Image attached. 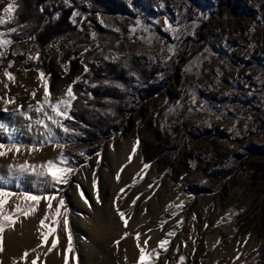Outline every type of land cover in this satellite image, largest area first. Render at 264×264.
<instances>
[{
  "label": "rangeland",
  "instance_id": "1",
  "mask_svg": "<svg viewBox=\"0 0 264 264\" xmlns=\"http://www.w3.org/2000/svg\"><path fill=\"white\" fill-rule=\"evenodd\" d=\"M117 1L126 6L131 16L136 15L138 18L132 20L125 17L115 20L109 15L89 16L91 23L109 31H113V28L120 29V32L113 31L116 37L107 36L106 43L111 47L105 56H109L107 60L110 62L117 63L123 60L127 64L135 57L141 60L143 65L145 64L144 68L149 70L157 66L161 71L158 82V85L162 87L160 92L150 98L136 97L125 116L122 127L113 129L99 140L96 146L86 152L76 155L68 154L67 149L71 145L78 144L83 133L71 128L62 117L57 119L68 127L70 132L65 133L61 127L53 124L45 116V124L52 123L55 127L53 130L40 139L25 135L15 136L10 143L23 145L21 150H28L32 158L37 157L42 151L48 153L49 149L53 148L56 155L51 160L59 162L63 153L64 166L74 170L69 174H77L81 161L91 158L94 151L101 150L112 137L119 136L122 132L128 133L133 141L137 138L141 140L136 147V152L142 153L140 149L142 137L139 132L152 117L160 130L164 132L171 133L179 125L184 127L186 135L177 147V151L179 156L185 152L194 153L197 157L193 163L194 167L200 165V160L207 165L222 162L216 158L214 148V143L218 139L219 144L228 150L230 156L228 165L231 168V172L225 174L218 187L208 185L205 177H199L198 182L184 179L179 184L173 178L172 170L161 173L157 170L156 163H148L150 167L147 170L156 173L160 178L156 180L152 178L157 187L151 194L147 191H144V194L150 196V199L159 201L165 188L167 197L163 209L154 211V216L149 218L148 226H154L156 216L170 212L175 205V200L184 190L201 185L211 192H216L221 190L226 181H230V190L233 194L228 197L226 205H222L216 218L214 215L218 209L217 199L192 209L185 225V236L175 245L174 249L178 246L179 251L175 250L176 254L173 258L175 264H179L180 256L186 257L185 264H234L232 256L225 260L217 258L211 262H203V258L208 254L206 240L208 232L218 222L228 219L225 226L234 231L235 235L227 237L224 228L220 227L222 246L227 251L235 247L243 250L244 241L251 234V238L247 240L249 247L242 251L246 255L242 256L243 259L239 263L235 260V264H257L264 249V179H259V175L264 173L262 170L264 167V0ZM7 3L8 0H5L0 4V11L7 6ZM56 5L60 10L78 6L87 13L90 11L89 5L81 0H68L67 3L65 0H56ZM142 12L150 13L151 16L147 21L139 17ZM137 21H140L139 25ZM105 24L109 27H105ZM4 25H0V32L5 34L3 38L14 41L11 34L2 30L1 27ZM169 25L178 30L175 34L177 38H174ZM133 26L136 27V32L127 34ZM83 29L84 37L94 43L93 48L97 47L98 39L95 41L92 39L93 31L90 27L85 24ZM141 36L145 39H140ZM149 37L152 39L149 40ZM69 40L61 39L52 43L44 56L48 58L51 71L50 75L45 76L52 99L64 97L69 85H73L76 79L85 73L81 54L85 53L88 45L73 46L68 42ZM13 45L14 43L5 46L7 48L5 57L8 56V51ZM170 45L174 46V55L167 50ZM117 53H119L118 57ZM170 55L171 59H168ZM113 57L115 60L112 59ZM39 59L40 57L38 62ZM132 72L135 73V69ZM39 73L40 71L37 70L19 69L14 75L15 80L32 78L43 83ZM137 73L134 74V80H137L139 84L141 78ZM2 80L8 81L0 71V81ZM59 89L60 92H58ZM0 97H4L2 100L4 103L10 97H15V103H8L10 106L19 104V106L27 107L29 104V101H26L27 94L7 91L0 92ZM48 114L55 115L52 111ZM5 121L10 124L8 118ZM133 130L135 138H132ZM206 130L212 131V135L217 139L214 140L213 136L205 134ZM56 143L67 146L57 148ZM33 145L38 149L35 152L31 151ZM47 160L50 158L38 164ZM252 161L258 162V170L250 173L249 165ZM142 164H145L143 160ZM134 179L139 182L144 179V174L141 173L138 176L134 173L126 178L129 182L126 188L129 191ZM71 183L69 180L68 184L53 185L52 181H48L39 183L34 187L35 189H28L31 191L30 194L47 195L63 191L61 195H64L59 197L64 199V206L60 208L61 215L56 217L55 223L50 218L52 231L48 235V240L40 244L47 250L37 251L40 255L37 264L57 249L58 245L55 248L50 246V240L59 230L56 226L63 228L67 216L71 225H74L76 212L74 209L68 210L66 192H64ZM62 186H65V189L62 190ZM15 188L18 191L21 190L20 186ZM22 191L26 190L22 189ZM185 202L186 200H183V203ZM170 204L173 206L168 207ZM57 207H59L58 203L54 202L53 210ZM49 248L51 251H48ZM29 257L35 259L36 253H31ZM66 260L67 264L72 263L71 258ZM49 261L46 260L43 264H49Z\"/></svg>",
  "mask_w": 264,
  "mask_h": 264
},
{
  "label": "bare ground",
  "instance_id": "2",
  "mask_svg": "<svg viewBox=\"0 0 264 264\" xmlns=\"http://www.w3.org/2000/svg\"><path fill=\"white\" fill-rule=\"evenodd\" d=\"M3 11H0V15ZM3 81V80H2ZM4 83L8 87L5 88ZM0 83V92L13 91L15 93L27 94L26 101H29L27 107H22L20 110L19 104L8 105L2 100L0 101V143L9 144L10 140L15 136L25 135L30 138L40 139L55 127L52 123H48L45 127V112L52 111L47 105L41 111H37L38 102L43 100L44 88L41 86L40 80L32 78H22L15 82L5 81ZM35 91V98L31 93ZM60 92V89L58 90ZM52 102H56L59 98H50ZM7 109V110H5ZM8 118L10 124L5 120ZM39 121V123H38ZM49 122V121H48ZM136 141L131 140L128 133L122 132L121 135L112 137V139L101 149L94 151L91 158H87L80 162V170L77 174H69L71 185L65 189L68 210L74 209L76 212L74 225H71L69 217L65 220L67 224L59 228L57 234L53 235L50 240V246L57 240L59 243L57 249L52 255L46 256L45 260L40 261L43 264L46 260H50L49 264H64L67 258L72 259L71 264H125V256L127 264H136L139 257V250L136 246V234H140V244L143 246L147 240L145 264H149L151 259L150 253L153 250H159L162 254L155 258V264H175L174 255L175 245L185 236V225L187 219L196 206L218 200V209L214 218L221 211L222 205H226L228 197L233 194L230 190V181H226L224 186L219 191H209L204 186H195L184 190L180 197L175 200V205L167 214L161 213L154 219V226H148V220L154 216V211L162 210L166 197L165 188L159 201L150 199L144 194L147 191L149 194L157 187V184L152 180L159 179L156 173H151L144 169L142 164V153L139 152L132 156L129 163V156L132 152ZM140 144V143H139ZM142 149V148H140ZM56 152L50 148L48 153L42 151L37 157L32 158L28 150H21L18 154L8 152L6 156L0 157V188L8 191L21 192L25 189H35L39 183H47L51 181L50 177L41 176L40 169L36 171L20 174L10 171V165L19 166L22 163L38 165V163L46 158L53 159ZM127 165L126 167H123ZM123 171L121 172V168ZM143 169V172L141 171ZM119 173L120 179L117 181L116 176ZM134 173H143L144 179L130 184L131 190L126 187L129 182L126 178ZM95 177V186L93 184ZM79 185V188H77ZM15 186H20L21 190H16ZM121 189L124 191L122 192ZM84 191V193L82 192ZM51 192V191H50ZM54 193V192H52ZM63 193V191H62ZM61 191L54 193L56 199L53 203H58L59 197L64 195ZM83 193V195H81ZM97 196L100 203H97ZM119 196V199L117 197ZM139 196L135 205H132V200ZM183 200H186L183 203ZM87 201V202H86ZM20 201L16 197H12L6 204V210H11L13 204ZM181 205L182 207H176ZM119 207L125 212V227L122 220L116 211ZM48 212L46 201H41L37 210L28 217H22L14 229H6L4 234V252L0 254V260L3 264H12L13 258H19L25 250L37 249L44 252L47 249L42 248L41 231L47 235L51 233V220L45 221V226L41 228L40 220ZM175 213V215H174ZM183 220L182 224L178 222ZM225 219L222 222L215 224L207 234V250L208 254L203 258V262H211L217 258L225 260L228 257H236L237 250L242 252L249 247V241L242 249L234 248L227 251L223 246L221 239L220 227L224 228L227 237L235 235L234 231L230 230ZM161 221H165L163 228L160 227ZM175 224V225H174ZM175 226V227H174ZM151 230V231H149ZM174 230L176 235L169 237L170 244L167 252L158 249V243L165 238L168 231ZM129 233L127 238H123L125 233ZM71 234L72 251L66 252L68 247V235ZM150 237V239H149ZM120 240L117 248L114 243ZM219 241V243H218ZM243 256V255H242ZM240 257L237 262H241L243 257ZM33 259L28 257V264H31Z\"/></svg>",
  "mask_w": 264,
  "mask_h": 264
},
{
  "label": "trees",
  "instance_id": "3",
  "mask_svg": "<svg viewBox=\"0 0 264 264\" xmlns=\"http://www.w3.org/2000/svg\"><path fill=\"white\" fill-rule=\"evenodd\" d=\"M81 1L89 5L88 13L78 6L60 10L56 5V0H17L14 19L1 27L3 31L11 34L14 45L8 51V56L4 57L0 71L7 67L9 61H15L13 67L9 69L12 73L19 69H25L42 71L45 75H50L48 58L44 56L52 43L61 39H70L68 42L73 46L88 45L90 51L84 53L82 61L84 65L87 64L90 71L83 73L79 77V81L76 79L73 84V91L77 96L69 113L73 119H63L71 128L83 133L80 142L67 149L69 155L86 152L96 146L97 142L113 129L122 127L125 116L136 97L150 98L155 93H159L162 88L158 85L161 71L157 66L151 70L146 69L143 67L145 64L143 65L141 60L135 57L129 61L127 66L123 60L115 63L104 59L105 53H108L111 47L106 43L107 36L116 37L117 35L89 20V16L93 14L103 17L109 15L115 20L125 17L133 20L138 17L131 16V12L126 9V6L117 0ZM150 16V13L146 12L139 15L145 21ZM85 24L97 34L99 47L93 48L94 43L84 37L83 27ZM22 25H26V27H22ZM14 27L17 32H10L9 29ZM81 28L83 31L80 30ZM129 33L127 32V34ZM32 36L35 39H30ZM133 41L135 40L133 39ZM14 52L17 55H13ZM37 52L40 55L39 62L36 59H28L29 56L35 57ZM134 69L135 73L138 72V77L141 78L139 84L137 80H134L135 73L132 72ZM92 84H96L97 87H92ZM115 84L123 85V88L115 87ZM139 133L142 137L143 162L156 163V168L161 173L172 170L173 178L179 184L184 179L198 182L201 177H205L208 185L218 187L225 174L231 172L228 165L230 160L228 150L219 144L218 139L212 135L210 130H206L205 134L213 136L214 140L217 139L214 143L216 158L222 162L207 165L200 160L201 163L198 167H193V163L197 159L194 153L185 152L180 156L178 154L177 147L186 135L183 126H177L171 133L164 132L160 130L152 117ZM132 138H135L134 130ZM257 164V161L250 163L249 166L252 169H250V173L258 170ZM262 170L264 172V167ZM261 178L264 179V173L259 175L260 180H262ZM257 264H264V249Z\"/></svg>",
  "mask_w": 264,
  "mask_h": 264
},
{
  "label": "snow or ice",
  "instance_id": "4",
  "mask_svg": "<svg viewBox=\"0 0 264 264\" xmlns=\"http://www.w3.org/2000/svg\"><path fill=\"white\" fill-rule=\"evenodd\" d=\"M5 0H0V4L4 3ZM65 2L67 3L68 0H65ZM3 14L0 15V25H4L8 22H10L11 20L14 19V13L17 11V4H16V0H8L7 6L3 8ZM41 11H43V8H41ZM58 18V17H57ZM73 23H75V20H73ZM101 23L103 24V21H101ZM138 25L140 24V21L136 22ZM105 27H109V25H104ZM22 27H26V25H22ZM169 28L171 30V32L173 33L174 38H177L175 36L176 32L178 31L176 28H173L171 25H169ZM81 31H83V29H80ZM10 32H17V29L11 28L9 29ZM113 31L115 32H120L119 28H113ZM130 34L131 33H135L136 32V27L133 26L129 29ZM4 32H0V65L3 64V59L5 57V52L7 51V48L5 46H10L11 44L14 43V41L12 39H5L4 37ZM92 39L95 41L97 39V34L95 32L91 33ZM30 39H35L34 36L30 37ZM140 39L144 40L145 38L143 36L140 37ZM149 40H151L152 38L149 37ZM119 45L117 44V47ZM97 47H99V44H97ZM168 52L171 54H175V50H174V46H169L168 47ZM87 51H90V49L85 48V53ZM102 51V50H101ZM17 53H13V55H16ZM82 56L84 55V53L81 54ZM119 56V53H117V57ZM39 58V53H36V56H29L28 59H36L38 60ZM152 59H155V57H151ZM104 59H109V56H105ZM113 60H115V57L112 58ZM168 59H171V55L168 57ZM83 63V61H81ZM15 61H9L7 64L6 68L2 69V75L4 77H6L8 79V81L10 82H15V75L14 73H12L11 71H9V69H11L14 65ZM125 66H127V63L125 62ZM84 71L85 73L89 72L90 69L88 68L87 64L84 65ZM39 77L40 79L43 81L42 83V87L44 88V93H43V100L39 101V107L37 108V111H41L44 109L45 105H47L49 108L52 109V112L55 114L54 116L49 115L47 112H45V116L47 117L48 120H50L53 124H56L58 127H61L63 129V131L65 133L70 132L71 130L64 126L61 121L59 119H57V117H62L65 120L68 119H73V117L70 116V111L72 109V105H73V101H75L77 99L76 94L73 91V85H69V87L66 90L65 96L61 97L60 99H58L56 102H52V100L50 99V92L48 90V83H47V78L45 76V73L40 71L39 73ZM79 77L77 78V80L79 81ZM0 83H4V81H0ZM75 83V82H74ZM5 88L8 87L7 83H4ZM115 87L118 88H123V85L120 84H115ZM92 87H97L96 84H92ZM32 97L35 98L36 96V92L33 91L31 93ZM91 95V94H89ZM194 95V94H193ZM195 98V96H194ZM0 100H4V97H0ZM15 103V97H10L8 100L5 101V103ZM7 110V109H5ZM20 110H22V106H20ZM170 111H175L174 109H170ZM39 123V121H38ZM45 127H47V125H44ZM209 126H211L209 124ZM139 139L137 138L135 145L136 147L139 146ZM57 148H64L67 145L64 144H60V143H56L55 145ZM24 147L21 144L18 143H9V144H4V143H0V157L6 156L8 154V152H14V153H19L21 148ZM136 147H133L132 152L129 156V163L131 162L132 156H134L136 154ZM37 147L35 145H33L31 147V151L35 152L37 151ZM81 155H83V153H81ZM65 157L63 156V153H61L59 162L54 161V160H47L46 162H43L41 164L38 165H34V164H29L27 162L20 164L19 166L16 165H10L9 166V170L10 171H14V172H18L20 174H24V173H28V172H35L36 169H40V175L44 176V177H50L51 181L53 183V185H57V184H68L69 179H70V175L69 173H72L74 170L70 167H65ZM127 165L123 166L126 167ZM195 165L193 164V167ZM123 167L121 168V172L123 171ZM150 167V164L145 163L144 164V169H147ZM143 172V169L141 170ZM137 175H141V173H137ZM117 181H119L120 176L119 173L116 176ZM136 181L134 179L133 181V186L135 185ZM93 184L95 186V177H93ZM77 188H79V185H77ZM121 191L123 192L124 190L121 189ZM81 195H83V193H81ZM12 197H16V200L20 201L18 203L13 204V208L11 210H6V204L8 202V200ZM139 196H136L135 199L132 200V205H135L136 200H139ZM150 198V197H149ZM56 199V195L54 193H50L47 195L44 194H30L26 191H21V192H13V191H8L5 190L3 188H0V254H2L4 252V234L6 229H14L15 225L17 224V222L22 218V217H28L30 216V214L34 213L37 210L38 205L40 204L41 201H46V207L49 210L44 216L43 218L40 220V226L41 228H43L45 226V221H48L50 218L51 220L55 223L56 221V217H59L61 215L60 212V208L64 206V199L60 198L58 200V205L59 207L55 208L53 210V200ZM117 199H119V196L117 197ZM87 202V201H86ZM97 203H100L99 197L97 196ZM173 205H168V207H172ZM176 207H182L181 205H177ZM117 213L119 214L120 218L122 220H124V224L125 227L127 226V220H125V212L121 211L119 207L116 208ZM51 214V215H50ZM237 215L239 214L238 212L236 213ZM66 215V213H65ZM175 215V213H174ZM195 219V217H193ZM165 221H161L160 227L163 228V224ZM179 224L183 223V220L178 222ZM67 224V221L65 220V225ZM205 227H207V225H205ZM151 231V230H149ZM41 237H42V242H46L48 240V235L41 231L40 233ZM129 235V233H125L123 238H127V236ZM176 235V232L174 230L172 231H168L165 235V238L161 239L158 243V249H162L164 252H167L168 250V246L170 244V240L168 239L169 237H174ZM251 238V234H249V236L245 239L244 244H247V240ZM136 246L139 250V257L137 259L136 264H145V258H146V246L148 241L145 240L144 241V245L142 246L140 244V234L137 233L136 234ZM150 239V237H149ZM68 247L66 249V252H71L72 249V244H71V234L69 233L68 235ZM118 248L119 244H120V240H116L114 242ZM219 243V241H218ZM185 246H187L185 244ZM56 244L55 242L52 244V248H55ZM177 252L179 251V247L177 246L175 249ZM48 251H51V248L48 249ZM253 251H257L256 249H253ZM31 253H36V257L35 259H33L31 261V264H37V261L40 259V255L37 252V249H31L29 250H25L23 252V254L17 259V258H13V262L12 264H28V257L30 256ZM237 256L234 258V264H235V260H239L240 257L242 255H246L245 253L239 252V250H237ZM162 253L159 250H153L152 253H150L149 255L151 256V259L149 261V264H155V258L159 257V255H161ZM185 260L186 257L184 256H180L179 258V264H185ZM0 264H3V261L0 260ZM65 264H67V260L65 261ZM125 264H127V257L125 256ZM165 264H168L167 261H165Z\"/></svg>",
  "mask_w": 264,
  "mask_h": 264
},
{
  "label": "water",
  "instance_id": "5",
  "mask_svg": "<svg viewBox=\"0 0 264 264\" xmlns=\"http://www.w3.org/2000/svg\"><path fill=\"white\" fill-rule=\"evenodd\" d=\"M139 141H140V143H141V140L139 139ZM141 147H142V144H141ZM207 190H209V189H207ZM209 191H211V190H209Z\"/></svg>",
  "mask_w": 264,
  "mask_h": 264
}]
</instances>
